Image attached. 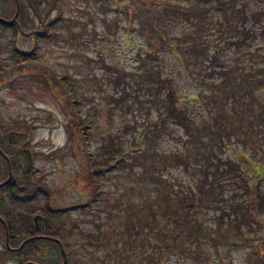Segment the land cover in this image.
Listing matches in <instances>:
<instances>
[{
	"label": "rangeland",
	"instance_id": "rangeland-1",
	"mask_svg": "<svg viewBox=\"0 0 264 264\" xmlns=\"http://www.w3.org/2000/svg\"><path fill=\"white\" fill-rule=\"evenodd\" d=\"M36 1L42 15L49 1ZM242 1L255 11L241 8L244 18L237 19L238 27L223 31V35L211 19L217 17L213 11L197 23L192 16L187 21L160 6V0H152L149 9L140 0H56L62 18L48 26L49 36H35L29 28L40 30L41 26L27 6L26 32L12 39L18 49L33 51L34 58L27 56V61L17 67L10 63V52L6 49L0 52L3 62L11 64L8 72L0 76V126L17 120L31 127L25 170L28 173L32 167L41 176L40 180L51 191L48 200L71 208L74 204L85 205L62 214L68 221L62 235L67 239L66 250L74 264H123L126 260L142 264L141 259L147 264L153 257L147 251L146 240L139 235L138 240L127 241L128 215L123 205L132 202L135 210H142L140 199L145 196L154 199L155 206H161L159 197L164 191L169 193L168 203L183 195L191 196L198 203L189 207L186 220H180L179 233L172 230V220L162 221L161 207L156 208L152 220L156 228H152L151 234L168 241L169 248L158 259L162 264H250L248 260L254 257L252 245L264 237V206L256 214L263 227L251 225L249 229L240 221L242 228L237 234L232 224L233 213L229 210L227 214L224 210L227 205L222 201L232 196V192L238 196L243 193V182L228 173L216 176L213 169L218 158L228 160L231 166L238 160L248 170L247 181L259 185L258 190L263 193L264 150L263 156L251 157L248 162L241 155L243 146L238 144L243 138L238 140V135L232 134L238 143L232 140V144L220 145L212 138L213 134L204 132L222 109L228 111L231 120L235 118L237 122L242 117L244 129L252 128L249 136L252 149L255 134L264 129L263 124L256 127L261 125L257 114L264 111V79L257 82L264 73L259 71L264 68V0ZM127 2L135 16L125 30L127 15L122 4ZM236 3L240 5L241 0ZM55 13L52 10L48 18H54ZM153 25L161 30L163 39L168 35L188 36L179 42L181 46H190V61L182 57L177 60L161 47ZM126 33L132 38L129 43L124 40ZM3 36L0 42L5 43L13 35L7 29ZM149 39L158 51V59L141 64L140 54L138 57L136 52L140 53ZM156 61L163 67L162 73L170 77L172 93L184 92L189 99L183 102L182 110L193 118L192 128L203 139L200 145L174 119L158 117L156 106L129 102L136 92V83L126 85L132 79L127 74L138 71L140 64L143 69L158 65ZM47 67L53 68L59 77L66 74L67 85L78 95V108L84 119L82 126H85L83 135L75 133L72 116L66 114L50 92L46 78L51 74ZM244 73L252 77L253 87L241 78V75L246 77ZM211 84L215 86L214 91L209 88ZM126 90L129 96L125 95ZM138 95L145 101L149 93L140 89ZM113 98L121 102L115 103ZM127 103L133 105L129 111L124 109ZM43 116H46L44 120ZM250 120L251 124L247 125ZM152 122L155 125L151 130H144ZM110 136L120 139V148L113 157ZM204 142L214 154H208ZM176 153L180 154L178 161ZM86 161L97 162L107 169L98 175L97 185L95 182L92 185ZM149 170L159 174L158 183L152 181ZM44 198L40 197L39 201L43 202ZM192 216L200 221L196 234L195 228L188 230ZM238 217L242 219L239 214ZM135 223L143 234L147 228L141 222ZM188 231L199 237V241ZM203 231L213 236L216 233L215 239L210 242L211 237H203ZM157 254L158 251L153 252L155 258ZM5 255L6 252H0V264H18L15 258Z\"/></svg>",
	"mask_w": 264,
	"mask_h": 264
},
{
	"label": "trees",
	"instance_id": "trees-1",
	"mask_svg": "<svg viewBox=\"0 0 264 264\" xmlns=\"http://www.w3.org/2000/svg\"><path fill=\"white\" fill-rule=\"evenodd\" d=\"M0 1H2L0 2V6L3 7V10L0 12V39L3 36L4 31L7 29L11 30L13 35L11 39H8L5 43L0 42V52L2 51V49H4L3 51H5L6 49V51L10 52L11 54L10 63L17 67H21L19 63L22 62L23 64L24 62H26L27 56L29 57L28 59L34 58L33 51L30 52L18 49L15 45L14 40L12 39L13 37H16V35H18L19 33L24 34L26 32L28 18L26 17L25 12L27 6L31 8L32 14L34 15L33 17L37 19L41 26L40 30L29 28V32L31 31V34L35 36L44 37L49 36L51 34L48 33V26L56 20H60L62 18L59 12V5L56 0H48V7L41 15L39 9L37 8L36 0ZM140 1L145 5V8L149 9L148 4L152 0ZM209 2V0H179L177 2L170 3L169 0H160L159 3L160 6H163L167 10L173 11L176 15L182 16V18L187 21H190V16H192L195 21H197V23L202 21L209 12L213 11V14L217 17L219 16V18L211 16V19L214 20V23H217L216 28L219 32H221V35H223L226 31L230 32L236 29V27H238L237 19L241 17L244 18V16H242V14L240 13L241 8L245 9V11H252V13L253 11H255V9L252 7H246L242 0L240 5L236 3L237 0H214L213 2ZM122 9H124L125 14L127 15L126 27H124V29L128 30V26H131V20L133 16H135V14H133V10L128 2L122 4ZM52 10H55V16L54 18H48ZM197 26L206 27V24L204 26L198 24ZM153 28L155 30V34L159 36V39L161 40V44H159L161 47L163 46V48L172 56H174L177 60L182 57V60L184 59L186 62L190 61L188 60L190 46L185 44L181 46L182 42H179L182 38L185 39L188 36L185 37L181 35H168L167 38L164 36L166 39H163L160 34L161 30L158 28V26L153 25ZM261 33L262 32L259 33L260 37ZM262 37V41H264V36ZM254 38L256 39L255 36ZM124 40L129 43L132 41V38L129 34L126 33ZM166 41H171L174 43ZM141 50L142 51L140 53H138L139 50L136 52V55L138 54V57L140 54L139 58L141 60V64L146 63L148 60L151 61L152 58L154 60L158 59V51L155 49V46L150 42V39L147 40L146 46H144V48H142ZM16 54H21V56L24 58L18 57V55ZM260 54L261 53H259V55ZM10 63H5L0 58V76L8 72L9 68L7 67L8 65H11ZM141 64L138 71L132 74H127L133 79V81L131 79L129 82H125L126 85L132 86L130 85V83L134 82V84L136 83L137 87H135L134 91L136 92H133L132 99L129 102L137 104L145 102L149 103L152 106H156L158 117L161 116L162 118L163 116H166L168 118L174 119L176 122H178V124L183 127V129L189 135L192 134L191 137L194 139L193 141H197L198 143H196L200 145L201 140L203 139L198 136V131H194L192 128V126L194 125V122L192 120L193 118L185 115L184 111L182 110L183 102H185V100H189L185 93L181 92L178 95L176 93H172V89L170 88L171 79L168 75L162 73L161 70L163 69V67L159 65L160 63H158V65L156 64L153 66L145 67L144 69L141 68ZM47 69L50 71L51 74V77L46 78L47 86L50 92L55 96V99L65 110L66 114L72 116L76 130L75 133H77L79 136L83 135V129L85 128V126H82V124L84 123V119H82L83 116L81 115L80 110L78 108V95L74 90L70 89L69 85H67L64 79L66 78V74H62L59 77L56 75L55 70L53 68L47 67ZM259 71L261 73L264 72V68H260ZM248 77L250 78L249 80ZM241 78L244 81L248 82L249 86L251 85L253 87L254 81L251 80V76L246 74V77L241 75ZM263 79L264 73L262 74V77L257 80V82H262ZM61 80L62 83L58 82ZM139 88L145 90L146 93H149V95L145 97L147 98L145 99V101L138 95V91L140 90ZM209 88L211 89V91H214L215 86L211 84ZM125 92V95L129 96L128 91L126 90ZM112 101L115 103L121 102V100H116L114 98L112 99ZM187 102L190 103V101ZM131 103H127L125 105L124 109L126 111H129L130 107L133 106ZM257 116H259V118L261 119V125L256 124V127H262V124L264 126V111L260 114H257ZM42 118L44 120L46 116H43ZM239 119L240 120H238L237 122L235 118L231 120L228 111H224L222 109L217 114V117L214 118L211 123L207 124L204 129V132L207 131L213 134L212 138H214V140L216 141L218 140V142H220V145L222 143L232 144V140H235L237 143L240 141V143L238 144L242 145L244 149L241 155L248 162L251 161V157H256L258 159L259 157L263 156L261 152H263L264 150V129H262L259 134H255L256 140L255 145L253 146L254 148L252 149L251 141L249 138V136H251L250 131L252 130V128L249 126L248 128L244 129V119L242 117H239ZM247 123V125L251 124V120ZM4 125L5 126H0V252H6L5 257L15 258L18 264H24L27 261V258H25L24 256H27L29 252L51 251L48 244H51L50 242L54 241L53 237H58L60 236V234H62L60 230L54 231L51 228L54 226L63 228L64 225L68 223V221L62 218V214L64 213L62 212L63 209L57 210L49 205L50 202L48 199H50L49 196L51 191L46 187L44 182L40 180L39 177L41 176L36 175V171L31 167L33 165H30L31 169L30 171H28V173L25 172L26 163L28 161L27 137L30 136L31 127L25 125L23 121L17 120L14 121V123ZM154 125L155 122L149 123L146 125L144 130L150 131ZM144 132L142 134H144ZM257 132L258 130L256 131V133ZM232 134L238 135L237 139L243 138L244 140H247L248 143L244 140L238 139V141L237 139L232 137ZM119 140L120 139L117 136H110L109 138L110 147L112 148L110 150V155L112 157L116 154L118 148H120L118 147V144L120 143ZM71 146H73V141ZM204 146L206 147V150H208V154H214L211 151L212 148L208 146L206 142H204ZM106 150L107 149L104 148V151ZM176 154H178L176 155L178 161L180 159V154ZM141 165L142 169H145L144 164ZM82 166L83 164H81V167ZM86 166L90 167L89 170L87 168V173L92 181V185H94V182L97 185L98 175L104 173L107 169L103 168V165L100 166V164L93 161H86ZM247 171L243 167V163L241 164L240 162H238V160H235L234 164L231 166L228 160H222L219 158L217 164L213 169L214 175L217 174L216 176H219L222 173H228L234 178L241 179V181L243 182V185L241 186V188H243V193L238 196L235 195L236 192H232V196H229L227 197V199L222 201L227 205V207L224 208V210L227 211V214L229 213V210H231V212L233 213L232 224H235L234 226L237 228L238 231L237 234L240 233L239 228H242V222L246 226V228L249 229H251V225L263 227L262 221L256 216V214L264 206V192H259V185L256 186L255 184H250L247 181ZM148 172L152 181L154 182L155 180V182L158 183V180L160 178L159 174L154 173L150 170ZM204 181H206L205 176ZM202 184L203 182L201 181L198 186V191L200 193L202 192V189L200 187ZM238 185L240 186V184ZM22 189H24L25 191H22ZM44 196L45 198L43 202L39 201L40 197ZM32 198L33 200H31ZM191 198V196L186 195L177 196V199L174 200L173 203H168L169 193L167 191H164L163 194H161L159 197L163 206H165L164 209H162V204L161 206H158V204H156L155 206L154 204L156 203V201L154 199H148L145 196L140 199L141 205H143L142 210L140 208L139 210H135V205L132 202V204L130 203L126 206L123 205V209L128 215L125 220V229L126 233L128 234L127 241L129 243H132L138 240L139 235L146 240L147 251H149L148 253L151 254V257H153L147 262V264H162V262H160L158 259L163 258L167 250H169V248H167L168 241H166L165 239H158L157 235L154 236L151 234L152 228H156L155 223L152 222V220L155 219L156 208L161 207L160 216L161 218H163L162 221L165 222L167 219L172 220V230L179 233L180 220H186L187 216H189H186V214L188 211L190 212L189 207L193 206V203H198L197 201H193ZM95 199L96 198H94V201ZM84 206L85 205L80 204L75 208L82 209L84 208ZM169 212L171 213V215L168 214ZM182 212H185V214ZM238 214L242 216V219H239ZM34 215H37V221H40V219H42L43 221L47 220L51 223V226L47 230L48 233H46L47 235H45L46 237L35 235L36 231L33 223ZM189 219L191 224L189 225L188 230L191 231L193 228H195L193 233L196 234L195 231H197V227H201L199 223L200 221L193 216L189 217ZM135 221L137 223L141 222V224H143L144 227L147 228V231L144 230V233L141 234L140 230L137 228ZM70 226L73 227V224H70ZM96 226L98 227V225ZM190 234L192 235V233L189 232V235ZM194 234L192 236H194ZM179 235H182V233H180ZM215 235L213 236L210 233L203 231V237H211L209 238L210 242L211 240L213 241V239H215ZM194 237L195 240L199 241V237ZM66 242L67 241H64L65 244ZM53 245H55L54 251L56 253H59V261H61L62 257L60 256L59 245ZM13 246H15L17 249H11ZM252 249V254H254V257L250 258L248 262L250 264H264V237L258 238L257 242L252 245ZM152 251H158L156 258L155 256H153ZM123 264L132 263H130L129 260H126V263Z\"/></svg>",
	"mask_w": 264,
	"mask_h": 264
},
{
	"label": "flooded vegetation",
	"instance_id": "flooded-vegetation-1",
	"mask_svg": "<svg viewBox=\"0 0 264 264\" xmlns=\"http://www.w3.org/2000/svg\"><path fill=\"white\" fill-rule=\"evenodd\" d=\"M33 200V198L31 199ZM50 202V206L54 209L60 210V209H64L65 206H61V205H57L55 203H52L51 200H49ZM34 223V228L36 231L37 236H44L47 235L46 233H48V229L51 226V223L46 221H43L42 219H40V221H33ZM51 229H53L54 231H59L62 232L63 228L62 227H57L54 226ZM49 236V234H48ZM54 241L50 242L51 244H48V246L50 247L51 251H47V252H42V251H35V252H29L27 256H24L25 258H27V261L25 262V264H74V262H72V257L70 255V253L66 250V245L64 243V241H67L65 238H63V235L60 234V236L58 237H53ZM53 244H57L59 245V249H60V256L61 261H59V253L54 251V246ZM31 248V247H30ZM61 248L64 250V252L61 251ZM11 249L15 250L17 249L15 246H13ZM141 256L142 253H141ZM141 263L144 264V261L141 259Z\"/></svg>",
	"mask_w": 264,
	"mask_h": 264
},
{
	"label": "water",
	"instance_id": "water-1",
	"mask_svg": "<svg viewBox=\"0 0 264 264\" xmlns=\"http://www.w3.org/2000/svg\"><path fill=\"white\" fill-rule=\"evenodd\" d=\"M28 166H29V164L27 165V168H28ZM26 170H27V169H26ZM35 218H36V217L34 216V220H35ZM61 251L63 252V250H61Z\"/></svg>",
	"mask_w": 264,
	"mask_h": 264
}]
</instances>
